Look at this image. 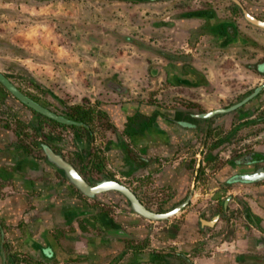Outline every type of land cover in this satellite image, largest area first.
I'll return each mask as SVG.
<instances>
[{
    "label": "crops",
    "instance_id": "1",
    "mask_svg": "<svg viewBox=\"0 0 264 264\" xmlns=\"http://www.w3.org/2000/svg\"><path fill=\"white\" fill-rule=\"evenodd\" d=\"M201 1L205 7L200 3L191 11L208 9L228 19L211 0ZM257 2L253 5L264 6V0ZM170 21L172 30L181 23L188 37L179 53L159 49L175 55L174 65L187 64L200 72L208 86L172 85L164 69L168 59L157 54L161 65L149 67L147 56L133 45H126V52L122 47L116 54L101 56L75 53L70 46L54 43V38H46L50 48L45 53L42 47L31 52L44 53L47 64L44 59L36 63L45 70L32 66V75L64 105L94 104L107 115L111 134L103 143L102 164L96 153H89L88 142L96 141L85 132L70 129L66 139L49 140L84 179L96 181L106 175L154 212L171 210L192 195L188 205L169 221L152 223L125 208L116 194L87 198L46 162L38 148L23 150L17 136L0 123V264H264V180L234 181L251 174L252 168H264V162L252 161L251 152L225 155L224 140L215 151L220 163L213 166L208 155L202 157L210 122L194 117L221 108L224 93L222 84V91L215 89L218 78L198 57L200 47L222 52L248 49L253 46L248 41L255 45L256 37L240 31L242 45L218 48L211 35L191 39L190 30L204 20ZM114 77L133 84L141 77L139 82L158 78L167 88L153 97L158 100L128 101L125 88L104 80Z\"/></svg>",
    "mask_w": 264,
    "mask_h": 264
},
{
    "label": "rangeland",
    "instance_id": "2",
    "mask_svg": "<svg viewBox=\"0 0 264 264\" xmlns=\"http://www.w3.org/2000/svg\"><path fill=\"white\" fill-rule=\"evenodd\" d=\"M211 1L221 16L238 22L239 32L252 33L257 41H255V45L250 46L248 49L231 50L230 52L229 50L222 52V50L218 51L213 48L210 50L205 45H202L199 49L201 54L198 57L204 58L202 61H205L206 69L214 76L215 80L216 78L219 80L215 85V89L221 88L222 91L224 88V93L221 92L222 99L219 104L221 108L222 106L226 108L242 101L248 93L264 84V76L254 74L253 71L246 68L247 63L251 62L252 59L258 56L264 58V29L254 27L244 21L241 10L234 7L229 0ZM201 2V0H151L149 2L145 0L144 2L135 3L123 0H55L53 2L0 0V72L32 100L44 106L55 107L57 104L47 98L40 87L29 82V74L38 82V79L32 75V66L36 68L34 70L39 68L45 70L42 66H38V68L36 63H42L44 53L50 48V45H46L49 39L54 38V43L70 46L74 52L76 50L80 53L92 55L96 52L97 55L108 56L122 51V47L126 52L124 47L128 44L118 46L116 36L128 34L146 44L150 43V46L153 45L155 48H168L179 53V50H182L180 47L188 35L183 30L184 27L181 23L172 30L171 25H173V22L171 23L170 20H175L174 16L180 12H190ZM244 2L253 5L259 1L244 0ZM54 18L59 20L53 21ZM260 19L264 20V14L260 16ZM164 22L171 25L164 26V24H167ZM7 27V30L2 29ZM110 31L114 32V35H111ZM129 45L132 46V44ZM41 47L44 53L32 55V53L38 52L37 48ZM134 47L138 52L141 51L140 53L147 56L149 67L161 65L159 56L156 53ZM44 65L47 66L46 60ZM56 65H58L57 69L62 68L61 64L56 63ZM140 68L142 70V67ZM115 78H104V80L113 83L117 81L119 87L127 90L128 101H149V98L150 100H158L153 99V97L158 96L161 90L164 92L167 88V86L165 88L166 84L161 83L158 78H148L144 82H139L141 77L139 80L135 79L134 84L130 82L133 80L126 82V79L116 80ZM122 81L126 85H122ZM40 84L46 88L45 85ZM219 84H222L223 88L222 86L219 87ZM139 89L141 93H138ZM134 92L135 94L137 92V94L135 95ZM163 94L166 93L161 95ZM170 94L172 93H167V96H170ZM60 101L63 103L61 99ZM88 102L90 101L88 100ZM86 106H89L92 110V122L87 126L91 132L89 138L92 137L96 141L93 152L97 154L99 162L102 164L105 158L102 147L107 136L111 134V124L107 115L94 104H86ZM17 116L27 119L31 116V113L8 95L3 87H0V120L9 122V130L15 136L14 131L18 128L16 124ZM263 116L264 100L260 103L259 101H251L235 111L219 115L214 120L209 121L207 140L203 143L202 148L203 159L208 155V161H213V166L217 167L220 163V154L215 151L221 147L224 140H227L225 155H232L230 152L234 154L252 151L264 152ZM33 123L40 126L41 133L45 136H57L62 132L60 127L52 123L44 121L39 124L37 118ZM24 132L27 133V140L33 143L40 142V135L32 126L26 128ZM75 132L81 133L83 131L75 130ZM212 156H215L214 160L210 159L213 158ZM213 166L212 168H215Z\"/></svg>",
    "mask_w": 264,
    "mask_h": 264
},
{
    "label": "trees",
    "instance_id": "3",
    "mask_svg": "<svg viewBox=\"0 0 264 264\" xmlns=\"http://www.w3.org/2000/svg\"><path fill=\"white\" fill-rule=\"evenodd\" d=\"M38 1L52 2L55 0H38ZM123 1L135 3V2H144L145 0H123ZM146 1L149 2L151 0H146ZM242 3L244 5V7L246 8V10L252 16L260 19V16L262 14H264V6L251 5V4H247L246 2H243V1H242ZM188 17L199 18L201 20H204V23L200 27H197L195 29L190 30L191 39H197L200 36L205 35V34L211 35V36H213V39H214L213 40V42H214L213 46L218 47V48H223V47H227V46H237V45L239 46V45H242V43H243L244 38H242L240 36V34L238 33L239 31L237 30V27L235 26L232 19H230V20L219 19V18H217V16L215 15L214 12H212L211 10H208V9L206 10V12L203 10L190 11V12H185V13L180 12L174 16V18H176V19L188 18ZM58 20L59 19H56V18L53 19V21H58ZM165 25L169 26L171 24L167 23ZM110 33H111V35H114V32L110 31ZM116 37H117L116 40L118 41L117 42L118 46L119 45L121 46L122 44H132L133 46H136L137 48H140V49H143L146 51H151L153 53L162 55L164 58H167L168 59V66H165L164 69L168 72L167 80L172 85L186 84V85H191L193 87H197V86H203V87L205 86L206 87V86H208V82L205 80L204 76L201 75V73L198 72L196 69H194L192 66H189L187 64H183L182 66L174 65L175 55L165 53L164 51H162L158 48L150 46V44H146L139 39L132 38L128 34H126V35L122 34V36H116ZM93 39H95V38H93ZM92 41H94V40H92ZM249 41H248L249 44L252 43V45H254V43L252 41L251 42H249ZM246 42H247V40L245 39V43ZM180 59H183V61H187L188 57L187 56H181ZM246 68L253 71L254 74L264 76V58H259L256 61L248 62L246 65ZM29 82L33 85L40 87L42 92L45 94V96L47 98H50V100L53 103L57 104L55 107H50L53 110V112L58 113V114L64 116L65 118H67L69 120H73L76 122L83 123L85 125V127L62 125V124H59L53 120L46 118L43 115L37 113L39 124L45 121V122L52 123L55 126L61 127L63 129L69 128V129L78 130V131L81 130L87 134L89 133V128L87 126L90 125V123L92 122V116H91L92 110L89 106H86V105L66 106L60 100H58L53 94H51L47 88H45L39 82H37L31 76V74H29ZM0 87H2V86H0ZM252 92L248 93V95H250ZM7 94L11 96L10 93L7 92ZM248 95H246V97ZM263 96H264V88L251 101H259V103H260L264 100ZM13 99H15V98H13ZM251 101H249V102H251ZM31 111L34 112L33 110H31ZM34 113H36V112H34ZM221 115H223V114H221ZM217 116H219V115H217ZM217 116H214V117L209 118V119H203V120L210 121ZM263 118H264V116H263ZM196 120H198V119H196ZM16 121H17L16 123L18 125V129H16L14 132L17 134L18 137H20L21 140H23V141L25 140L24 142H22V145H23L22 149L25 151H27V150L31 151V149L35 146H32L30 144V142H28L26 140L27 133L24 132V130L26 128H29L28 124H29L30 120H28V121L25 120L26 121L25 122L23 119L18 118ZM32 126H34V125H32ZM6 127L8 128V126H6ZM34 130L37 132V134L40 135V133H41L40 126L38 128L34 127ZM231 132H232V130H231ZM44 137L48 141L55 138V137L53 138V136H51V135H47ZM58 138L59 137H57L56 139H58ZM48 143H50V141ZM63 146H64V144H63ZM60 147H62V146H60ZM35 148H38L39 149L38 151L40 152V154L43 155V153L40 150L38 145ZM250 154L252 155V157H251L252 161L264 162V154L263 153L251 152ZM210 159L212 160L213 158H210ZM113 194H116V193H113ZM116 195L120 198V196L118 194H116ZM120 201H122L121 198H120ZM164 211H166V210H161V209L157 210L158 213H162Z\"/></svg>",
    "mask_w": 264,
    "mask_h": 264
},
{
    "label": "water",
    "instance_id": "4",
    "mask_svg": "<svg viewBox=\"0 0 264 264\" xmlns=\"http://www.w3.org/2000/svg\"><path fill=\"white\" fill-rule=\"evenodd\" d=\"M236 3L238 6H241L238 0H230ZM242 14L246 22L251 24L254 27L264 29V21L260 20L254 16H252L248 11L242 9ZM0 86H2L8 93L11 94L13 98H15L21 104L27 106L38 114L45 116L48 119H51L59 124L68 125V126H81L85 127L83 123L76 122L73 120H69L62 115H58L47 108L43 107L39 103L35 102L28 96H26L22 91H20L4 74L0 72ZM264 88V84L258 86L253 92L245 97L242 101L238 102L227 108H218L208 112H204L201 114H196L194 117L198 119H209L217 115L227 114L232 111H235L249 101L254 99ZM40 150L43 152V155L46 158V162L60 170L67 181L76 188L79 192H81L84 196L88 198H94L97 195L105 194V193H116L120 196L122 202L124 203L125 208L129 211L133 212L137 216L148 220L152 223L154 222H167L177 213L182 211L189 203L192 195H189L188 198L180 205L172 208L163 213H157L150 209H148L144 204H142L137 196L122 183L112 180L106 179L96 182L95 180H86L84 179L77 169L68 161H66L60 154L54 152L49 146L46 144H39ZM251 174L247 175H239L235 177L234 181L241 182H259L264 180V168H259L254 171V168L250 170Z\"/></svg>",
    "mask_w": 264,
    "mask_h": 264
},
{
    "label": "flooded vegetation",
    "instance_id": "5",
    "mask_svg": "<svg viewBox=\"0 0 264 264\" xmlns=\"http://www.w3.org/2000/svg\"><path fill=\"white\" fill-rule=\"evenodd\" d=\"M230 1V0H229ZM242 1L244 2V0H238V2L240 3V5L241 6H238L236 3H234V2H232V1H230L231 3H233V5H234V7H236V8H239L240 10H241V12H242V9H245L246 10V8L244 7V5H243V3H242ZM201 5H202V7H205V5L206 4H202L201 3ZM247 11V10H246ZM242 14V13H241ZM242 18H243V20L244 21H246L245 19H244V17H243V14H242ZM228 20H230L229 18H228ZM261 20V19H260ZM233 21V20H232ZM234 22V21H233ZM234 24H236V22H234ZM256 89V88H255ZM16 100V99H15ZM36 102V101H35ZM20 103V102H19ZM38 103V102H37ZM21 104V103H20ZM40 105H42L43 107H45V108H47L48 110H50V111H52L53 112V110L50 108V106H44L43 104H41V103H39ZM23 105V104H22ZM30 113H31V116L29 117V118H27V119H25V118H21V117H16V120L18 119V118H20V119H23L24 121L26 120V121H28V120H30L29 121V124H28V126H29V128H31V126L32 125H34V126H32L33 128L34 127H39V125L38 124H34L33 123V121L35 120V118H37L38 119V117H37V113H34V112H32L31 110L32 109H30V108H28L27 106H25V105H23ZM55 113V112H54ZM56 114H58V113H56ZM58 115H60V114H58ZM51 120V119H50ZM25 121V122H26ZM17 122V121H16ZM0 123H2V124H4L5 126H8V128H9V122L7 123V122H5V121H1L0 120ZM17 124V123H16ZM18 127V126H17ZM80 127V126H79ZM61 128V127H60ZM18 129V128H17ZM61 130H62V132H60L57 136H53V138L55 139V140H57L56 138L57 137H59L58 139H66L67 137H69L70 135H68V132L69 131H71L69 128H61ZM90 132V131H89ZM76 133V132H75ZM16 134V133H15ZM87 134V133H86ZM91 135V133H88L87 134V136H90ZM16 136H17V134H16ZM45 135H42V133H40V142H31V141H29V142H31V143H33V146H35V147H37V145L39 146V144H41V143H44V144H48V146L54 151V152H56V153H58V154H60L61 156H62V154L61 153H63V152H61L62 151V149H60L59 147H57V146H54V145H51L50 143H48L49 141L44 137ZM27 140V139H26ZM25 141V140H24ZM23 140H21L20 139V137H18L17 136V144L19 145V146H23L22 145V142H24ZM28 141V140H27ZM91 142H92V140H91ZM90 142H88V147H87V149L89 150V153H94L93 152V146H94V142H92V143H90ZM58 146H62L63 147V144L62 143H60V145H58ZM43 153V152H42ZM63 158H65L64 156H62ZM66 160V159H65ZM66 161H68V160H66ZM68 162H70V161H68ZM72 164V163H71ZM82 176V175H81ZM85 178V177H84ZM106 179H110V178H108L106 175H104L102 178H100V179H98V180H96V182H99V181H101V180H106ZM113 180V179H112ZM102 195V194H101ZM88 198V197H87Z\"/></svg>",
    "mask_w": 264,
    "mask_h": 264
}]
</instances>
